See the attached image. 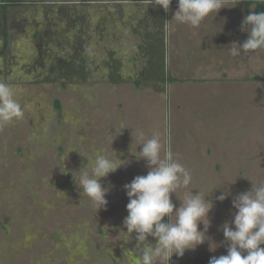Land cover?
<instances>
[{
  "label": "rangeland",
  "instance_id": "1",
  "mask_svg": "<svg viewBox=\"0 0 264 264\" xmlns=\"http://www.w3.org/2000/svg\"><path fill=\"white\" fill-rule=\"evenodd\" d=\"M14 1L17 4L7 12L53 2L50 5H70L69 13L85 19L99 2L107 3L115 17L122 16L127 6L150 2ZM237 1L246 12L252 6ZM62 8L58 15L68 13L67 7V11ZM229 13L243 16L233 9ZM244 35L247 38L248 33ZM226 37L233 40L231 33ZM72 49V64L62 69L55 65L58 70L47 72L42 83H8L17 91L24 116L0 128V264H135L136 234L130 242L120 240L119 234L127 216L123 186L148 169L129 148L133 143L134 150L136 144L157 134L163 146L161 158L170 151L192 175L187 189L172 194L176 207L189 189L195 188L191 191L196 194L207 192L209 186L219 187L206 196L214 202L207 235L218 245L216 250L209 251L205 241L182 257L173 255L170 264H208L211 257L226 255L227 242L219 229L231 219L232 199L249 191L251 183L264 184V50L246 54L247 58L244 54L234 57L243 60L238 65L241 70L230 64L229 79H216L214 71L188 70L174 72V81L168 82L172 77L154 66L144 69L140 77V72L124 70L109 56L108 63L98 66L80 63L81 58L77 63L82 49L76 43ZM17 51V61L22 63L28 44H19ZM19 72H14L16 78ZM200 73L206 79L190 80ZM253 77L262 80H250ZM137 129L143 130V139ZM111 149L129 163L101 180L110 189L105 197L108 203L96 212L81 196L71 172H79L88 163L86 157L94 158L99 151L114 155ZM225 188L231 195L223 202L215 201ZM148 243L154 244L151 237Z\"/></svg>",
  "mask_w": 264,
  "mask_h": 264
},
{
  "label": "clouds",
  "instance_id": "2",
  "mask_svg": "<svg viewBox=\"0 0 264 264\" xmlns=\"http://www.w3.org/2000/svg\"><path fill=\"white\" fill-rule=\"evenodd\" d=\"M171 2L150 0V4L159 6L165 12L169 10ZM221 8H224L222 0H177V10L172 19L178 24L198 28L205 18L212 13L217 14ZM240 30L248 33L247 39L243 43L230 44L231 56L264 50V13L250 11L244 16ZM23 116L24 109L17 99V91L8 83L0 82V128ZM137 133L143 139V130L137 129ZM138 145L141 147L136 151ZM132 146L133 143L129 148L130 154L137 160L145 161L148 169L145 175H137L123 186L128 199L127 216L122 221L119 234H122L120 240L125 242H130L132 234H136L135 249L139 254L135 264H170L173 255L182 257L186 250H195L205 241H208L209 251H215L218 245L207 235L210 226L208 214L214 202L206 199V196L219 187L209 186L207 192L198 189L196 194L191 191L195 188L189 189L180 206L176 207L171 196L178 189H187L192 183L190 171L174 160L170 151L161 158L163 146L158 134L136 144L134 150ZM111 151L114 155L99 151L94 158L86 157L88 163L79 172H71L76 176L73 181L79 186L81 196L96 212L106 208L108 203L105 197L110 189L104 187L101 180L129 163ZM251 185L249 191L239 193L232 199L234 211L231 219L219 229L227 242V254L211 257L208 264H264V184ZM230 195L225 188L214 200L223 202ZM148 237L153 239L154 244L148 243Z\"/></svg>",
  "mask_w": 264,
  "mask_h": 264
},
{
  "label": "crops",
  "instance_id": "3",
  "mask_svg": "<svg viewBox=\"0 0 264 264\" xmlns=\"http://www.w3.org/2000/svg\"><path fill=\"white\" fill-rule=\"evenodd\" d=\"M50 4L54 3L6 11V27L3 26L4 17L0 10V82L42 83L48 78L47 72L58 70L55 65L62 69L65 64H72L74 60H70L69 56L74 52L69 50L70 43L72 47L76 43L82 49L79 50L81 62L78 60L77 63L85 65L88 62L96 66L106 64L109 56V59L123 64L124 70H135L137 75L140 72V77L144 69L154 66L170 77L174 76V72L191 70L214 71L218 75L216 79H229L227 71L232 69L230 64L241 70L238 65L243 60L232 58L228 47L232 42L243 43L247 39L239 24L246 13L254 12L255 8L253 4L246 12L241 2L222 0L224 8L219 10L220 13L210 14L200 27L192 28L172 19L177 10V3L173 0L167 12L146 1L139 6H127L125 13L118 17L110 14L107 3L99 2L89 10L91 14L86 19L69 13L70 5L62 6L64 9L67 7V14L58 15L63 8ZM232 9L243 13V16L230 14ZM71 22L78 25L80 31L76 32L73 28L67 31ZM101 22L104 23L102 30L99 29ZM57 31L60 32L59 37L55 36ZM230 33L233 40L226 37ZM184 36L186 40H182ZM22 43L28 44L29 51L22 54L25 60L18 63L17 47ZM247 57L249 55L244 54V58ZM166 63L170 67L167 68ZM15 71H20L19 78H16ZM196 76L190 80L206 79V75L201 73Z\"/></svg>",
  "mask_w": 264,
  "mask_h": 264
},
{
  "label": "trees",
  "instance_id": "4",
  "mask_svg": "<svg viewBox=\"0 0 264 264\" xmlns=\"http://www.w3.org/2000/svg\"><path fill=\"white\" fill-rule=\"evenodd\" d=\"M244 2H246L247 5L248 4H250V5L254 4V6H255L254 12H257V13L260 12L261 7H264V0H244ZM15 4H17V2H15L14 0H3L2 1V3L0 4V10H1V13H2L4 18H5L6 11L10 7V5H15ZM18 4L22 5V2H18ZM3 31L5 34V29ZM250 80L258 82V81H261L262 79L259 77H253V78H250ZM173 81H174V79L168 78V82H173ZM55 106L57 109L59 108L58 103H56Z\"/></svg>",
  "mask_w": 264,
  "mask_h": 264
},
{
  "label": "flooded vegetation",
  "instance_id": "5",
  "mask_svg": "<svg viewBox=\"0 0 264 264\" xmlns=\"http://www.w3.org/2000/svg\"><path fill=\"white\" fill-rule=\"evenodd\" d=\"M69 27H70V28H69V29H67V31L71 30L72 28H73V30L75 29V30H76V32H77V31H80V29L78 30V28H76V25H74L72 22L69 24ZM99 27H100L99 29H101V30H102V29H103V27H104V23H102V22H101V23L99 24ZM69 46H70V47H71V49H72V45H71V43H70V45H69ZM73 47H74V45H73ZM79 59H80V56H79V58L77 59V61H78ZM80 60H81V59H80ZM69 64H71V63H69Z\"/></svg>",
  "mask_w": 264,
  "mask_h": 264
},
{
  "label": "water",
  "instance_id": "6",
  "mask_svg": "<svg viewBox=\"0 0 264 264\" xmlns=\"http://www.w3.org/2000/svg\"><path fill=\"white\" fill-rule=\"evenodd\" d=\"M259 13H264V7L260 8V12Z\"/></svg>",
  "mask_w": 264,
  "mask_h": 264
}]
</instances>
